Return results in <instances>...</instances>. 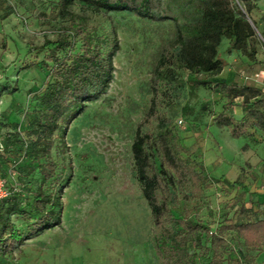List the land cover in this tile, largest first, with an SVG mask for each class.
Listing matches in <instances>:
<instances>
[{"label":"rangeland","instance_id":"374dc122","mask_svg":"<svg viewBox=\"0 0 264 264\" xmlns=\"http://www.w3.org/2000/svg\"><path fill=\"white\" fill-rule=\"evenodd\" d=\"M246 2L257 30L239 49L221 36L217 57L222 69L205 76L264 89V0ZM80 7L76 2L71 10L84 15L98 34L116 31L119 50L114 55L113 78L68 128L67 150L63 159H57L62 181L71 172L61 196L60 225L0 255V264H158L151 240V212L136 177L131 143L153 96L152 67L162 44L175 38L176 27L172 21L154 22L125 11L96 13ZM67 25L57 14L56 0H0V153L6 154L4 147L13 133L29 139L31 99L47 80L46 70L24 68L43 58L42 53L27 52V47L55 38ZM171 56L158 82L156 111L142 129L155 134L169 127L186 155L201 162L212 177H224L199 196L184 201L176 193L171 202L175 214L189 211L211 231L237 209L236 177L255 194L251 201L245 195L246 206L255 208L256 201L264 202V133L250 129L247 137H232L213 118L229 113L239 118L241 107H225V96L210 85L198 86L191 93L178 47ZM0 171L10 185L19 182V172L11 162L0 160ZM29 177L38 183L36 173L22 180ZM14 221L23 232L28 231L24 218ZM231 250L230 260L235 264H264V250H246L234 242Z\"/></svg>","mask_w":264,"mask_h":264},{"label":"trees","instance_id":"16d2710c","mask_svg":"<svg viewBox=\"0 0 264 264\" xmlns=\"http://www.w3.org/2000/svg\"><path fill=\"white\" fill-rule=\"evenodd\" d=\"M76 2L81 3V10L125 11L154 22L172 21L176 27L175 38L162 44L152 67L153 96L131 143L136 177L151 212V240L158 264H235L230 260L232 242L246 250H264V202L256 201L255 208L246 206L245 195L251 201L255 194L239 177L233 181L240 189L237 209L214 230L190 216L189 211L175 214L171 202L176 193L188 201L224 177H212L201 162L186 155L169 127L155 134L142 129L156 111L158 82L178 47L188 70L186 82L191 93L198 86L210 85L225 96V107H241L239 118L231 113L218 114L214 121L234 138L247 137L250 129L264 133V90L211 81L205 76L222 69L217 57L221 36L239 49L257 30L246 0H56L58 16L68 21L66 29L38 46L27 47V52L35 56L42 53L43 58L28 62L24 68L47 71L43 88L31 99L29 139L13 133L4 147L6 154L0 153V160L11 162L20 175L16 176L19 182L10 185L0 171L8 191L0 200V255L17 250L32 235L60 225L61 196L71 172L62 181L63 170L57 172V159H63L67 150L68 128L85 104L104 93L113 78L114 55L119 50L116 31L112 28L108 34H98L84 15L72 12ZM9 143L12 147L7 148ZM34 173L38 183L31 177L22 180V176ZM17 217L26 220L27 232L14 221Z\"/></svg>","mask_w":264,"mask_h":264},{"label":"built area","instance_id":"2783aa9c","mask_svg":"<svg viewBox=\"0 0 264 264\" xmlns=\"http://www.w3.org/2000/svg\"><path fill=\"white\" fill-rule=\"evenodd\" d=\"M8 195V191L5 187L4 180L0 177V200Z\"/></svg>","mask_w":264,"mask_h":264},{"label":"water","instance_id":"95a60500","mask_svg":"<svg viewBox=\"0 0 264 264\" xmlns=\"http://www.w3.org/2000/svg\"><path fill=\"white\" fill-rule=\"evenodd\" d=\"M248 21L251 23V20L250 19H248Z\"/></svg>","mask_w":264,"mask_h":264},{"label":"crops","instance_id":"0c3cea01","mask_svg":"<svg viewBox=\"0 0 264 264\" xmlns=\"http://www.w3.org/2000/svg\"><path fill=\"white\" fill-rule=\"evenodd\" d=\"M262 90H264V89H262Z\"/></svg>","mask_w":264,"mask_h":264}]
</instances>
